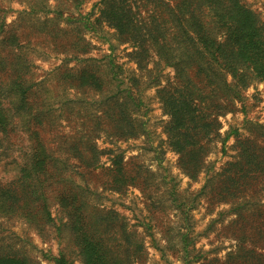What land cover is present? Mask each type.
Listing matches in <instances>:
<instances>
[{
	"label": "trees",
	"instance_id": "obj_1",
	"mask_svg": "<svg viewBox=\"0 0 264 264\" xmlns=\"http://www.w3.org/2000/svg\"><path fill=\"white\" fill-rule=\"evenodd\" d=\"M21 1L29 6L24 13L35 18L26 16L27 27L30 23L32 31L43 35L54 52L73 54L83 63L58 71L75 96L67 95L61 104L70 115L78 113L80 123L70 132H59V143L49 145L45 130L54 128L58 103L33 79L34 63L27 53L31 39L20 31L23 16L18 28L8 27L0 17V134L7 138L21 133L27 138L15 178L8 183L0 180V218H23L43 231L53 221V201L66 215V228L82 264H141L147 253L138 233L115 211L97 209L91 185L77 180V175L83 178L102 169L109 191L123 194L138 188L150 201L148 206L165 212L169 201L184 216L185 223L167 239L182 254L183 264H190L195 240L189 215L202 195L213 206H230L235 215L230 223H242L245 229L236 237L237 252L224 262L208 264H264V127L254 126V135L245 138L235 130L226 133L223 145L232 135L237 137L235 158L217 172L207 162L221 137L220 118L233 113L255 83L264 85V21L246 0H101L93 22L89 15L67 16L66 23L75 24L78 31L60 27V20L83 0ZM102 26L113 30L118 44L129 47L128 57L140 75L126 74L112 55L105 57L106 69L97 64L101 60L79 59L78 54L89 51L82 28L94 32ZM110 47L113 50V44ZM166 68L174 76L163 83ZM151 88H156L168 117L163 125L165 145L177 155L178 170L194 182L206 177L197 193L181 192L162 159L156 170L141 162L129 167L121 153L110 159L109 166L101 165L102 137L111 143L150 138L144 93ZM61 116L69 118L65 111ZM151 149L158 158L165 152ZM51 260L74 264L63 252ZM0 264L36 263L0 240Z\"/></svg>",
	"mask_w": 264,
	"mask_h": 264
},
{
	"label": "rangeland",
	"instance_id": "obj_2",
	"mask_svg": "<svg viewBox=\"0 0 264 264\" xmlns=\"http://www.w3.org/2000/svg\"><path fill=\"white\" fill-rule=\"evenodd\" d=\"M100 1L83 0L80 7L69 8L70 11H65L66 13L60 20V27L73 28L78 31L75 24L69 22L70 25H68L66 23L68 15L77 19L89 15L91 22H93L99 15ZM246 2L264 21V0H246ZM50 3L51 9H55L56 3L54 1ZM0 8V17L5 18L8 27L14 25L15 28H18V19L23 16V23L21 22L23 27H20V31L23 32L24 36L28 34L31 39L27 53L34 63L33 79L41 82L58 103L54 104L53 109L56 117L54 128L45 130L46 139L52 146L54 141L59 143L60 135H57L59 132H70L72 127L74 129L80 123L79 120H76L79 118L78 113L70 115L67 106L63 107L61 104L67 95H71L69 96L71 98L75 96H72L74 92L69 90L70 85L58 78V71L64 72L67 68L80 67L83 63L75 60L73 54L54 52L50 47V42L45 41L43 35H38L35 30L32 31L29 27L30 23L27 27L24 19L27 17L35 19L33 15L24 13V11L29 10L27 3L21 0H0ZM81 31H83L81 36L84 43L89 45V51L84 55L78 54L80 60L90 58L101 60L97 64L102 69H106L105 63H108L109 59H105V57L112 55L115 62L122 67L126 74L135 71L140 75L128 57L131 50L127 45H121L115 41L112 36L113 30L102 26L94 32L83 28ZM74 34L78 33L74 32ZM110 43L113 44V50H111ZM173 76L174 72L171 68L164 69L162 71L163 83ZM144 100L148 109L147 121L151 132L150 138L111 143L110 139L102 137L98 141L99 149L104 151L101 165L103 167L109 166L111 164L110 159L121 153L129 167L141 162L148 165L150 169L156 170L159 159H162L163 166L168 167L176 176L181 192H186V195L199 192L205 183V175H202L196 182L184 177L177 168V155L167 149L165 145L166 136L163 133V125L168 117L163 114L156 96V88L146 90ZM81 106L85 105L82 104ZM236 107L233 113L220 118L222 124L221 137L214 144V149L207 158V162L214 166L216 172L220 171L223 165L234 159L237 154V137L235 134L228 139L225 145L222 144L226 133L235 130L238 137L245 138L254 135V126L261 125L264 127V85L255 83L245 91L243 102L238 103ZM64 111L68 115V119L62 117L63 114L59 118V113H64ZM26 145L27 138L21 133L10 135L7 138L0 134V180L3 183H8L15 178V169L21 156L25 153ZM151 147H158L159 150L164 148L165 152L160 153L161 156L158 158ZM109 150L112 153L108 152ZM101 170L99 169L83 178L77 175V180L81 183L87 181L91 185L93 189L91 199L97 209L104 213L115 211L130 230L138 233L137 238L144 242L147 253L141 264H183L182 254L180 252L179 254L177 249L168 243L167 239L170 233L176 234L178 227L185 223L184 216L180 215L175 206H170L169 201H166L165 212L148 206L150 201L138 188H130L127 193L123 194L109 191L104 185L106 176L103 178ZM261 196L262 204H264V192ZM51 203L50 211L53 221L45 225L43 231L37 226L30 225L23 218L2 217L0 218V240L5 246L20 254L27 255L36 264H54L51 258L58 256L60 252H63L74 264H82L74 242L69 236L68 227L66 228L65 213L53 201ZM234 219L235 215L230 211V206L216 207L209 203L206 195L200 196L199 202L189 215L188 223L193 227V234L191 235L195 237L194 245L191 247L190 264H208L209 261L214 260L224 262L230 253L238 251L236 237L241 236L245 229L242 230V223H230ZM247 224L251 227L250 223ZM157 245L161 250L157 248Z\"/></svg>",
	"mask_w": 264,
	"mask_h": 264
}]
</instances>
